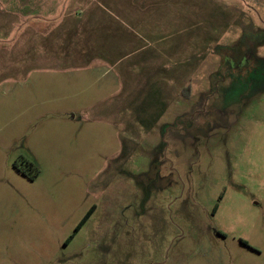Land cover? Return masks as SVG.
<instances>
[{"label": "rangeland", "instance_id": "obj_1", "mask_svg": "<svg viewBox=\"0 0 264 264\" xmlns=\"http://www.w3.org/2000/svg\"><path fill=\"white\" fill-rule=\"evenodd\" d=\"M74 2L0 0V264H264V0Z\"/></svg>", "mask_w": 264, "mask_h": 264}, {"label": "trees", "instance_id": "obj_2", "mask_svg": "<svg viewBox=\"0 0 264 264\" xmlns=\"http://www.w3.org/2000/svg\"><path fill=\"white\" fill-rule=\"evenodd\" d=\"M94 211V207L90 208V210L84 215V217L79 221V223L77 224V226L75 227V233L78 232L81 227L85 224V222L89 219V217L91 216L92 212ZM69 241H67L66 243H68Z\"/></svg>", "mask_w": 264, "mask_h": 264}, {"label": "flooded vegetation", "instance_id": "obj_3", "mask_svg": "<svg viewBox=\"0 0 264 264\" xmlns=\"http://www.w3.org/2000/svg\"><path fill=\"white\" fill-rule=\"evenodd\" d=\"M181 93H182V91H181ZM183 116L184 115H180L179 117H177L176 121L182 123L183 122L182 118H184ZM179 119H180V121H179ZM163 143L165 144V139L161 138L159 144L162 145Z\"/></svg>", "mask_w": 264, "mask_h": 264}, {"label": "crops", "instance_id": "obj_4", "mask_svg": "<svg viewBox=\"0 0 264 264\" xmlns=\"http://www.w3.org/2000/svg\"><path fill=\"white\" fill-rule=\"evenodd\" d=\"M244 1V0H243ZM246 1H248V0H246ZM80 2V0H75V2H74V4H75V6H74V10H76V12H75V15H78L79 14V12H80V7H79V5L77 6V4Z\"/></svg>", "mask_w": 264, "mask_h": 264}]
</instances>
